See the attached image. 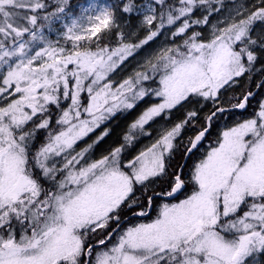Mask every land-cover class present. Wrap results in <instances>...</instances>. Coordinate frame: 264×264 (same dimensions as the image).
<instances>
[{"label": "snow or ice", "instance_id": "snow-or-ice-1", "mask_svg": "<svg viewBox=\"0 0 264 264\" xmlns=\"http://www.w3.org/2000/svg\"><path fill=\"white\" fill-rule=\"evenodd\" d=\"M68 4L57 0L55 12L41 16L43 0H0V68L7 66L0 73V264H264V96L184 175L212 124L257 95L230 96V108L220 102L237 78L264 76V31L252 35L257 22L264 25V0L215 24L209 17L223 0H118L89 16L90 27L67 26L70 49L41 32ZM133 13L147 33L139 43L110 49L97 40L95 51L81 50L80 41L119 31L117 21ZM165 33L175 47L113 89L108 74ZM256 87L264 90V80ZM141 103L147 106L107 155L85 160L108 129L75 151L118 110ZM186 105L199 107L127 159L152 123ZM189 185L191 194L178 199ZM168 197L178 202L130 224Z\"/></svg>", "mask_w": 264, "mask_h": 264}, {"label": "rangeland", "instance_id": "rangeland-1", "mask_svg": "<svg viewBox=\"0 0 264 264\" xmlns=\"http://www.w3.org/2000/svg\"><path fill=\"white\" fill-rule=\"evenodd\" d=\"M50 4L57 3V0H48ZM78 3V4H77ZM111 1L110 0H74L73 6L70 10L67 8L65 9L64 13L59 14L60 18L54 20L50 27L46 26L41 28V32L45 36L47 41L56 42L59 41L61 45H66L69 49L71 48V41H67L65 37V33L67 32V26L72 24V21L75 20L78 24H81L84 28L90 27L88 23V17L89 16H95L99 14V11L104 8H111ZM244 5L247 8L251 9L253 5H247L244 0H230L229 2H226L224 7L221 9L220 12L215 13L212 18H210L211 22L213 24L217 23L218 21H225L229 19L230 17L235 16V11L237 8L240 9L241 12L244 11V8L241 6ZM55 8L51 12H55ZM46 14L41 13V16H44ZM48 15V14H47ZM132 17L125 14V18L119 21V29L126 32L125 34V40L124 43H139V41L146 36V31L139 28L140 21L143 19L142 16H137L135 13L131 14ZM222 26V25H221ZM79 31V30H77ZM262 31H264V25H260L259 22L254 26V31L252 33L253 38H255L258 34H260ZM211 32V26H208L206 31L204 32L205 37L209 35ZM167 37V40H166ZM96 38V37H93ZM133 38V39H131ZM173 38L169 33H165L164 36H160L158 39H156L154 42H150L148 45L144 46L141 51H139V54L135 55L134 58H129L126 62H124L116 71L113 73H109L106 77V81H111L113 89L117 88L120 83H122L125 79H128L131 77L134 72L142 70L141 65H143L148 59L154 57L156 54L160 52L162 48L165 47H175V45L171 44L170 41ZM43 43V42H40ZM79 44H81L83 47L81 50L90 48V44H93L96 46V43L92 40H84L80 41ZM103 47L102 45H100ZM118 46L109 47L110 49H115ZM38 50V49H37ZM91 50L95 51V49ZM14 59V58H13ZM71 67V66H70ZM7 71V66L0 68V73H5ZM158 80V77H156ZM147 83H150L147 82ZM261 97H259L257 100H259ZM111 103V101H110ZM146 104H142L135 108V113L133 114L134 119L130 122H127L125 124V121L115 120L114 116H111L108 120L104 121L100 128H97L94 132L88 133L86 136H84L81 140L77 141L75 147V151L79 152L82 149L86 148L89 144H92L93 141L96 140L98 136L102 134V131L104 129H108L110 134L106 136L103 141H101L99 144L95 145L89 152L85 154V160L88 163L94 162L96 160L101 159L104 155H107L109 150L119 146V143L115 144L114 141L119 138L118 131L125 128L128 130V126L137 118V116L141 113V111L146 107ZM195 108V105H187V110ZM258 110L256 108V102L253 103V107H251V111L246 112L244 116H241L242 119H240L239 122H242L244 119L251 118L254 111ZM124 111L123 109L118 110L116 113ZM115 113V114H116ZM84 118H88L85 114ZM176 122L172 121H163V120H157L155 123H152L151 127H148V132L151 133V136H140L137 143L135 144V147L127 152L128 154L127 159H131L133 156L139 154L141 150H145L147 147H150L152 143L155 142L156 139L160 137V135L164 132L165 128H171L172 124ZM237 123H234L226 128H223L220 130L218 137L221 136L222 132L227 130L230 127L235 126ZM147 127V126H146ZM127 132V131H126ZM216 146L215 143L205 142L204 145L199 149V151L195 154L194 157H192L191 163H189V167L186 171H184V175L187 177L190 175V171L193 167V165L199 161V159L203 158L208 151L211 150L212 147ZM73 155H75V152H73ZM127 162V160H125ZM81 163H84L82 161ZM188 188H192L191 185L188 186ZM187 191V190H186ZM184 192L183 194H179L178 199H184L187 195H190L191 192ZM177 200H172L170 202L168 201H159L158 204L155 207V214L152 213V216L143 219L135 223H147L151 220H154L156 218V215L159 211V207L162 203H176ZM130 226V224L126 225L125 227Z\"/></svg>", "mask_w": 264, "mask_h": 264}, {"label": "trees", "instance_id": "trees-1", "mask_svg": "<svg viewBox=\"0 0 264 264\" xmlns=\"http://www.w3.org/2000/svg\"><path fill=\"white\" fill-rule=\"evenodd\" d=\"M73 1L74 0H69V4H68V7H66L68 10H70L73 6ZM112 5L111 7L118 2V0H110ZM230 0H223V3L225 5L226 2H229ZM246 2L247 5H257L259 4V0H244ZM43 2H45L48 7L46 10H42L41 13H44V14H48L49 12H51L54 8H55V4H50L48 0H43ZM78 4V3H77ZM216 7H219V5H216ZM215 14L212 13V15L209 17L212 18V16ZM128 16L132 17L131 14H127ZM197 15H199V13H197ZM40 23H45L43 21H40ZM118 25L120 24L119 21H117ZM125 34L126 32L119 29V31H117L115 28H112V29H104L101 33H98L96 38H92V41H94V43L99 40L100 42V45H102L103 47L104 46H107V47H114V46H118L120 45V41L125 40ZM133 39V38H131ZM90 48L92 49H95L96 46L93 45V44H90ZM264 78V76H261L259 73H256L253 75V79L251 81H249L246 77L244 78H237L239 80V83L236 84V85H233V88L230 89L228 92H226L222 97H221V105L225 108H230L231 107V103L229 102L228 98L230 96H233V95H240L242 92H246L247 90H251L253 91L255 88H256V85L259 84V82L261 81V79ZM256 97L255 99H253L250 103V105L246 108L247 110V114L248 112L251 111V107H253V103L257 101V99L259 97H262L264 96V90H261V89H257V92H256ZM234 102V101H233ZM143 103L139 104L142 105ZM199 105H195V108H198ZM187 110V105L185 106V108H182V109H179V110H174L173 111V114H172V118L170 121L172 122H178L185 114V111ZM135 108L132 109V110H128V111H121V112H118L114 115V119L115 120H122L125 121V124L127 122H130L134 119L133 117V114L135 113ZM240 119H242L241 115L239 112H237L236 110L234 111H231V112H225L223 114V116H221L220 119L216 120L211 128H210V131L209 133L207 134L204 142H202V145L205 144V142H210V143H215L217 141V138H218V135H219V132L220 130H222L223 128H226L234 123H238L240 121ZM128 124V123H127ZM126 129L123 128L121 130L118 131V135H119V138L117 140L114 141L115 144L117 143H121L122 142V138H123V135L126 133ZM191 131L190 130H186L185 132V142H186V139H187V136L191 135ZM129 153V152H128ZM197 153V152H196ZM126 157H128V154H125ZM195 155L191 156L188 160H187V167L184 168V171H186L188 169V165L189 163H191L192 161V157H194ZM175 162H180L179 161V157H177V160ZM192 191V188H187V191L186 192H191ZM173 199L171 200H166L164 199V201H172ZM159 201H163L162 199H158L153 207V212L154 214L156 213L155 212V207L156 205L158 204ZM152 212V213H153ZM148 218V217H147ZM143 219H139V218H130V224L134 223V222H138V221H141ZM126 225L128 224H124L123 227H125Z\"/></svg>", "mask_w": 264, "mask_h": 264}, {"label": "water", "instance_id": "water-1", "mask_svg": "<svg viewBox=\"0 0 264 264\" xmlns=\"http://www.w3.org/2000/svg\"><path fill=\"white\" fill-rule=\"evenodd\" d=\"M261 80H264V78H262ZM261 82V81H260ZM259 82V83H260ZM257 87L252 91L253 93H256V91H257ZM246 110V109H245ZM245 110H239V109H237L236 111H238V112H244ZM164 199H166V200H171L172 198H170V197H168V198H164ZM151 211H152V209L151 210H149V214L151 213Z\"/></svg>", "mask_w": 264, "mask_h": 264}, {"label": "flooded vegetation", "instance_id": "flooded-vegetation-1", "mask_svg": "<svg viewBox=\"0 0 264 264\" xmlns=\"http://www.w3.org/2000/svg\"><path fill=\"white\" fill-rule=\"evenodd\" d=\"M257 92V91H256ZM247 110V109H246ZM244 111V112H239L241 116H244L246 114L247 111ZM163 201H164V198H161ZM152 212H153V208H152V211L151 213L147 216V217H151L152 216ZM147 217H139V219H146Z\"/></svg>", "mask_w": 264, "mask_h": 264}, {"label": "clouds", "instance_id": "clouds-1", "mask_svg": "<svg viewBox=\"0 0 264 264\" xmlns=\"http://www.w3.org/2000/svg\"><path fill=\"white\" fill-rule=\"evenodd\" d=\"M204 142V141H203Z\"/></svg>", "mask_w": 264, "mask_h": 264}]
</instances>
